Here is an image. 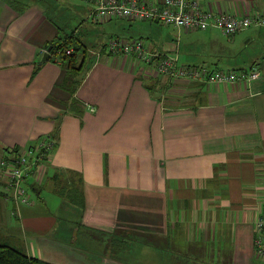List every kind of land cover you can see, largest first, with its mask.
I'll use <instances>...</instances> for the list:
<instances>
[{
    "label": "crops",
    "instance_id": "0c3cea01",
    "mask_svg": "<svg viewBox=\"0 0 264 264\" xmlns=\"http://www.w3.org/2000/svg\"><path fill=\"white\" fill-rule=\"evenodd\" d=\"M199 1L215 13H264V0ZM94 7L0 0V162L46 135L57 140L44 172L26 181L31 205L7 198L0 173V244L54 264H254L264 207V28L226 35L217 27L95 20ZM153 24L163 25L162 35L150 32ZM69 35L87 52L75 93L52 51L43 58ZM112 37L178 54L183 66H257L259 76L167 82L110 53Z\"/></svg>",
    "mask_w": 264,
    "mask_h": 264
},
{
    "label": "built area",
    "instance_id": "2783aa9c",
    "mask_svg": "<svg viewBox=\"0 0 264 264\" xmlns=\"http://www.w3.org/2000/svg\"><path fill=\"white\" fill-rule=\"evenodd\" d=\"M95 3L93 18L125 17L138 20H153L177 27H189L206 30L217 27L226 35H233L252 28H264V13L244 14L240 16L215 13L201 7L199 0H166L164 6L142 4L137 0H92ZM110 53L129 55L144 70L158 76L169 77L171 81L188 80L206 83L249 82L259 76V68H239L234 70L212 69L208 64L183 66L178 54L149 51L142 40H129L112 37L105 44ZM68 49L67 53H71ZM147 67V68H146ZM94 110V107L90 108ZM57 140L51 135L42 137L36 144L28 146L15 156H6L0 162V173L6 183L3 191L18 206L31 205L29 189L24 182L35 172H44L45 164L50 159ZM255 253L264 258V207L262 214L255 221Z\"/></svg>",
    "mask_w": 264,
    "mask_h": 264
},
{
    "label": "trees",
    "instance_id": "16d2710c",
    "mask_svg": "<svg viewBox=\"0 0 264 264\" xmlns=\"http://www.w3.org/2000/svg\"><path fill=\"white\" fill-rule=\"evenodd\" d=\"M18 9H21L18 6ZM52 46L51 51L53 56L63 64L64 68L67 70V76L65 77V82L69 91L75 93L79 87L84 76L82 73L83 68L82 63L86 62L87 52L82 51L81 44L71 37H63L48 45ZM47 47V48H48ZM68 49H71V53H67ZM65 84V83H64ZM55 138L54 135H51ZM20 150L19 147L13 148L10 152L15 153ZM8 156V155H7ZM0 264H54L38 257L29 256L22 250L9 245L0 244Z\"/></svg>",
    "mask_w": 264,
    "mask_h": 264
},
{
    "label": "rangeland",
    "instance_id": "374dc122",
    "mask_svg": "<svg viewBox=\"0 0 264 264\" xmlns=\"http://www.w3.org/2000/svg\"><path fill=\"white\" fill-rule=\"evenodd\" d=\"M82 23V22H81ZM78 25H80V24H78V22H76V26L78 27ZM154 26V28L153 29H149V28H145L144 29V32L145 33H143L142 35L144 36V37H148L147 35V33L149 32V30H150V32L151 33H153L155 36H160V35H162V29H163V25H159V24H153ZM72 26V28H69L71 31H73V30H75L77 27L75 26V24H72L71 25ZM165 27V26H164ZM77 36L78 37H80V36H82V32L80 31V32H78V34H77ZM149 39V38H148ZM147 40V39H146ZM91 45H96L95 43L94 44H91ZM173 52H168V54H172ZM164 76H162V78H163ZM157 78H159V76H157ZM166 80H167V82H169L168 80V78L169 77H164ZM175 82V81H174ZM28 180V179H27ZM26 180V181H27ZM26 181L24 182V185L25 186H27V184H26ZM226 251H228V247H227V249H226ZM224 258L225 259H228V257H227V254H225L224 255ZM257 258V259H256ZM255 258V263L254 264H264V258H258V257H256ZM193 259H195L196 260V258H193ZM226 263H228V260H226L225 261V263L224 264H226ZM229 264V263H228Z\"/></svg>",
    "mask_w": 264,
    "mask_h": 264
},
{
    "label": "water",
    "instance_id": "95a60500",
    "mask_svg": "<svg viewBox=\"0 0 264 264\" xmlns=\"http://www.w3.org/2000/svg\"><path fill=\"white\" fill-rule=\"evenodd\" d=\"M51 48H52V46H49V47H48V49H47V51L45 52V55H44V57H43L44 59H49V55H50L49 52H50Z\"/></svg>",
    "mask_w": 264,
    "mask_h": 264
}]
</instances>
